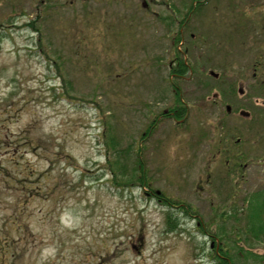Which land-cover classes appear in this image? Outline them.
<instances>
[{
    "label": "rangeland",
    "instance_id": "374dc122",
    "mask_svg": "<svg viewBox=\"0 0 264 264\" xmlns=\"http://www.w3.org/2000/svg\"><path fill=\"white\" fill-rule=\"evenodd\" d=\"M261 193L264 0H0V264H264Z\"/></svg>",
    "mask_w": 264,
    "mask_h": 264
},
{
    "label": "trees",
    "instance_id": "16d2710c",
    "mask_svg": "<svg viewBox=\"0 0 264 264\" xmlns=\"http://www.w3.org/2000/svg\"><path fill=\"white\" fill-rule=\"evenodd\" d=\"M177 66H179V68L173 67V69L171 70L172 73H178L179 74V73L185 72L187 70V67H186L184 62L178 63ZM179 101H180V99L177 97V102H179ZM177 110H179V111L177 112ZM173 112H174L175 117H177V118L183 117L184 108H180V109L174 108ZM138 162H139L138 166H140V163L143 164L142 161H140V160H138ZM108 164L113 171H115V170L118 171L117 176L119 178H121L124 181V183L129 182L127 178L130 174H127L123 171V169H124L123 166H119L118 164L115 166V165H112L111 163H108ZM135 172L138 174L137 176H140L138 178L139 182L143 185L147 184V175L145 173L144 168H136ZM154 195L156 197H159L157 192H155ZM259 195L263 196L264 193H261ZM258 199L259 198H257L256 195H254V198H252L253 202H256V201L259 202ZM163 200H164V202H168V204H170V202H171L167 198H163ZM263 206H264V204H262L261 202H259L257 204V207H255V205H251V207H254V210L252 211V214H250V221L252 219H255V220L258 219V214L263 209ZM170 216H171V214L168 213L167 214L168 220L170 219ZM172 224H173V222H172ZM258 224H259V222H258ZM258 224H257V230L255 228L256 227L255 224L254 225L252 224L249 226V228L252 226L254 227V231L252 232L253 235H255L254 237L264 235V230H263L264 228L263 227L258 228L259 227ZM247 228L248 227H246L245 232L248 231L249 228L248 229ZM259 238H262V237H259ZM211 247H212V245H211ZM243 251H244L243 248L237 247L234 244L232 246L228 247V249H224L223 247H219L218 250H215V247H214L213 249L210 250V258L211 259L209 260V264H235L236 256L239 255V252H243Z\"/></svg>",
    "mask_w": 264,
    "mask_h": 264
},
{
    "label": "flooded vegetation",
    "instance_id": "af4514ba",
    "mask_svg": "<svg viewBox=\"0 0 264 264\" xmlns=\"http://www.w3.org/2000/svg\"><path fill=\"white\" fill-rule=\"evenodd\" d=\"M175 75H176V74H175ZM229 110H230L229 105H226V111H229ZM245 112H246V116H250V115H249V114H250L249 111H245ZM238 140H239V137H237V138L235 139L234 142L236 143V142H238Z\"/></svg>",
    "mask_w": 264,
    "mask_h": 264
}]
</instances>
